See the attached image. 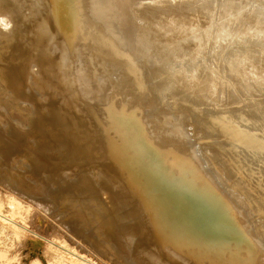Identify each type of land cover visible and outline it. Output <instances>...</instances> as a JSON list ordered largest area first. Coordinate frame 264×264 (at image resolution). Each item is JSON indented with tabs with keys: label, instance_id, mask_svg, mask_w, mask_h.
I'll return each instance as SVG.
<instances>
[{
	"label": "bare ground",
	"instance_id": "1",
	"mask_svg": "<svg viewBox=\"0 0 264 264\" xmlns=\"http://www.w3.org/2000/svg\"><path fill=\"white\" fill-rule=\"evenodd\" d=\"M16 3L21 6L24 34L33 52L24 63L33 68L26 79L24 67L12 65L4 79L18 86L23 83L37 116L34 126L41 123L62 138L55 141L52 130L50 146L25 147L30 152L24 160L27 169L31 167L32 180L16 181L23 188L22 194L17 193L19 198L11 193L0 196V249L26 233L38 237L17 219L27 212L22 201L26 195L48 200V205L55 203V198L49 199L56 186L47 189L45 182L35 179V167L51 162L58 167L63 163L64 177L59 183L68 182L57 194L64 201L55 205L67 202L93 213L106 235L116 239L112 255H123V264H264V242L256 233L264 234V228L258 219L252 224L253 217L264 216V206L257 200L260 195L255 198L262 193L253 197L250 215L208 169L198 150L199 139L185 133L184 127L189 126L183 125V114L173 113L167 103L171 94L174 100L205 105L202 109L195 106L193 115L184 106L191 114L189 121L194 125L205 122L210 133L204 138L219 139L215 144L223 152L220 155L239 156L236 168L243 165L258 173L263 167L261 176L251 169L246 174L242 168L238 171L242 178L250 176V183L258 177V183L264 181V133L254 135L251 123L246 127L255 119L253 115L264 123V0ZM242 24L247 25L245 43L236 34ZM214 53L219 54L217 58L226 56L227 66L236 62L228 76L209 64ZM235 55L238 65L236 58L230 60ZM34 88L42 89L45 98L40 97L42 90L34 92ZM235 95H241V100L231 101ZM248 111L253 112L251 120ZM113 116L123 119L122 123L128 120L129 132L107 133L105 126ZM6 139L10 144L3 140L1 158L17 167L15 157L23 149L19 143L12 144L13 138ZM210 145L202 149L212 150ZM218 158L213 157L216 163L221 161ZM72 163L81 165L80 170ZM86 163L93 168L85 167ZM252 164L259 167L254 169ZM73 169L78 177L70 182ZM252 175L258 177L252 180ZM262 187L254 189L264 191ZM44 239L50 264H99L60 239ZM97 255L116 264L104 253Z\"/></svg>",
	"mask_w": 264,
	"mask_h": 264
},
{
	"label": "rangeland",
	"instance_id": "2",
	"mask_svg": "<svg viewBox=\"0 0 264 264\" xmlns=\"http://www.w3.org/2000/svg\"><path fill=\"white\" fill-rule=\"evenodd\" d=\"M16 1H18V0H0V114H3V116H1V119H0V148L2 147V144L4 145L3 140H5V142L8 143V141H6L8 139H6V138H9V139L13 138L14 142H12V144L16 146L19 143L17 146H19V149H23V150H19L22 152H18L16 154L15 159L21 158L20 160H18V159L16 160V162L18 161L16 163L17 167H14L13 164L9 165L8 163H6L1 158V155H0V196L2 197V195L6 194V193H11V194H13V197H15V198L18 197L17 193L22 194V190H23V188L19 187L20 185L16 181L19 179L20 180L24 179V178H25L26 182L29 181L30 179L32 180V178L30 177V168L31 167H28L29 169H27L28 164H26V162H28V161L24 160L25 157L29 156L30 152H28L29 150L26 151L25 147H27V146H29V147L50 146L54 140L58 141L60 138H62L60 135L58 136V134L55 133L53 129H51V131L53 130L54 133H52V134H54V135H51V136L55 137V135H56V137H58V139L56 140V137L54 138V140H53V137L49 138L48 134L51 131H47L46 127L41 123L34 126V121H36L34 119H36L37 116L35 115L36 113L31 108V103L28 99V95H26V92L23 91L24 90L22 88L23 83L20 86H18L14 81H9V80L4 79V76H3L4 73L6 71H8V69L12 65H20V66L24 67L26 79H29V77L31 75V68H33V65L30 66L29 64L24 63V61L27 60V58L29 56H31L33 54V52L30 49V47L28 46L29 40L25 36V34H27V33L25 32L24 20H23L22 14L20 12L21 6L18 3H16ZM129 3H131V2H129ZM246 27H247L246 24H242L238 27V31L236 32V34L240 36L239 39H240V42H242V43H245V39L248 37L246 35V32H245ZM213 55H214V57H212L210 59L209 64H213L215 67H219L222 70V72H225V74L228 76L229 71L235 67L236 62L233 60L234 62L232 63V67L229 64H228V66H230V67H228L227 63L229 62V60L226 58V56H224L222 58H217L216 56L219 55L218 53H214ZM235 58L237 59V65H238V56L237 55L233 56V58H231L230 60L235 59ZM165 68L166 67H164L163 69H165ZM24 81L27 84V80L24 79ZM34 87H36V86H34ZM34 89H35L34 92L39 91V93L42 90V89L36 90V88H34ZM42 92H43V94H40V97H43V95H45V92L43 90L41 91V93ZM39 93H35L37 98H39L38 97ZM46 95H47V93H46ZM168 97H169V101L167 103H168L169 107L173 108L174 111L171 108L172 112L173 113L175 112L176 114H183V116H184L183 117V120H184L183 125H184V123H187L184 126H186V125L189 126V127H187V126L184 127V131L187 129V131H185V133H188L189 137L193 136L190 138H192L194 140H196L197 138L199 139L196 141L197 144L199 145L198 150H199V152H201L200 154L202 155L201 157H202V159H204V162L205 163L207 162L206 166L208 165V169L210 171L212 170L211 173L214 172V175H215V177H217V179H218V177H220L218 180L221 184H223L224 189L225 190L227 189L228 192L230 191V193L233 195V197L237 201H239V203L242 202V204L245 206L243 207L242 204H240V205L245 209L247 208L250 215L253 214V212H251L252 211L251 209H253V207H254V206L252 207L254 202L252 205H251V203H252V200L254 199L253 197L255 196V194L262 193V194L256 195L255 198L259 197V195H260V197L264 199V196H262V195H264L263 194L264 191L260 189L261 192H257L260 190L254 189V188H258V187L261 188L262 186H263L262 188L264 189V185H262V184H264V181L263 182H262V180L260 181L262 184L258 183L256 181V180H260V177H258V175L260 174V176H261L260 172H261V169H263V167L261 165L262 163L259 164V162H256L262 167L260 169V171L258 172L259 173L258 174L256 171L254 172V170L251 169V167H250L251 163L254 164L255 161L254 162L250 161L251 163L248 162L250 164L248 166V167H250L249 169L253 170L254 173L258 174L255 178H253L254 177L253 175L251 177L252 180L256 179L257 177L259 178V179L253 180V181H256L258 184H261V187L260 186L257 187L253 181H252L253 184H252V182L250 183V179H248V178H250V176L248 177L247 175L244 174L246 169H244L245 167L243 168L242 164H241L242 165L241 167H237L238 168V170H237L235 165H238L236 163L237 157L239 158V160L237 162L240 161L239 156H233V157L231 156L230 157V155L228 156L224 153L223 156L224 155L225 156L223 158L222 154L221 155L219 154L221 152V150H220L221 148L220 147L217 148V146H219V144L218 145L215 144V143H217V142H215V140L218 141L219 139H217V138L214 139L211 137L214 142L209 139L210 137L208 139H205L206 137H208L207 134L210 133V127L205 122H199L198 124L194 125L191 122L192 119H191V121H189L190 120L189 117H191V114L193 115L195 113V112H192V110H194V108L196 106V104H194L195 102L194 101L187 102L188 99L186 101H184L183 98H182L183 101L182 100H180V101L174 100V96L171 94ZM43 98H45V97H43ZM43 98H41V99H43ZM243 99H245V96H243ZM189 100H192V99H189ZM239 100H241V95H235V96L231 97V101H239ZM45 102H47V101H45ZM191 102H193V104H190ZM169 103L171 104V106ZM182 103H183V106H182ZM173 105H175V106H173ZM184 106L187 110L184 108ZM204 106L199 105V106H196V108L201 107V109H202V108H204ZM179 107H181L182 109ZM188 107H190L191 111ZM176 108L178 109L177 110L178 112L175 111ZM223 109L225 110V108H223ZM185 110H186V112H188V110H189V113H191V114L186 113ZM196 110H194V111H196ZM243 110L245 112H247V110H245V108H243ZM245 112H243V113H245ZM243 113H241V114H243ZM248 113H250L251 116L253 115L252 114L253 112L251 113L248 111ZM227 114L228 113H226V116H227ZM246 114L247 113H245L243 115L246 116ZM188 115H190V116H188ZM247 116H248V114H247ZM253 116L255 119H253ZM253 116L252 117L248 116V118L250 117L249 120H251V119H253V120L248 122L246 127L250 128L249 123H251V127H253L252 125H255L254 126L255 129L250 128L252 130L251 132L254 135L256 133L258 134L260 132L263 134L264 129L261 131V128H264L263 127L264 123L260 122L262 120L258 119L257 116H255V115H253ZM240 117H242V116H240ZM186 119H188V121H186ZM255 120H258V121L256 122ZM122 121H123V119H119V116L118 117L113 116L112 118H110V121H109L110 123L108 124V126H105L106 132L110 134L111 132L113 133V131H116L117 129L119 131H123L126 133L129 132L128 129L131 127V124L128 122V120H127V122H124V123H122ZM253 122H254V124H253ZM188 123H190V124H188ZM258 123H259L258 128L260 127V124L261 123L262 124H261V128H259L260 130L256 131V129H257L256 126ZM112 125H113V127H112ZM115 125H117V126H115ZM189 128H190V130H189ZM41 131L44 133L40 134ZM132 131L134 132L136 130L133 129ZM197 134H199V136L196 137ZM263 136H264V134H263ZM200 137H202V140L200 139ZM203 138L207 141L203 140ZM263 139H261V140H263ZM202 141H203V143L201 144ZM209 141H210V143H209ZM207 142H208V144H207ZM262 142H264V141H261V143ZM213 143L215 144V146L212 145ZM8 144H10V143H8ZM20 144H21V147H20ZM31 144L33 146H30ZM206 144L208 146L211 144L214 148H212V150H208V149H204V148L202 149V146H204V147L207 146ZM262 144H264V143H262ZM263 147H264V145H263ZM209 149H211V148H209ZM217 150H218V153H217ZM143 151H145V150H143ZM214 151H215V153H214ZM212 153L214 154V156ZM221 153H223V152H221ZM206 156L209 158L207 159ZM219 156H222V157L218 158ZM263 156H262V158H263ZM213 157H214V159L218 158L219 160H221V161H219L217 159L219 161V163L217 162L218 165L216 163V160L213 159ZM50 158L56 159L55 156H50ZM210 158H212L211 162H210ZM235 158H236V160H235ZM230 159H231V161H230ZM223 160H226V161H223ZM229 162H231V163L229 164ZM262 162H264V161H262ZM50 163H48L46 165L45 164H38L35 167V169H36L35 179L39 180V181L41 180L40 182H45L46 184L44 183V187L47 189L50 188V185H52V184H54L56 186V189L60 187V189L62 191L61 190L59 191V189H58V191H55L56 189L53 191H50V193H52L53 196L51 197L52 199L48 198L51 201H54L56 199L57 201L55 200V203H58L61 200L64 201V199L59 200L60 198H58L59 196L57 194H59V192L61 194L64 191V189H65L64 187L65 186L67 187L68 182L63 179V181L59 183V180L64 177V166H62L63 163H61L59 167L56 166L55 163L52 165ZM114 163H115V161H114ZM232 163H233V165H232ZM241 163L246 164V161H245V163H244V161L243 162L241 161ZM109 164L110 163L107 162V165H109ZM219 164L222 166H219ZM239 164H240V162H239ZM72 165H73L72 167H74L75 170H80L79 167L81 165H79V164L77 165L76 163L75 164L72 163ZM259 165H255V166L259 167ZM38 166H41L43 169L41 167H38ZM84 166L85 167L89 166V168L92 167V165L89 163L84 164ZM255 166L253 167L254 169H255ZM110 167H112V166L110 165ZM257 167H256V170L259 169ZM38 168L40 170L41 169L42 170L40 171ZM232 168H233V171H231ZM242 168L244 169V173H242V172L241 173L244 174L246 178L248 177L247 179L244 177V175H243L244 178H242V175L239 173L240 172L239 170L242 171ZM74 169H73V172L69 171L70 172L69 173V175H70L69 181L71 179L70 182H74V180H77V177H78L77 175L74 174V173H76V172H74L75 171ZM249 169L246 170L247 171L246 174L248 173ZM227 170H229V171H227ZM234 170H235V172H234ZM217 173L219 174L218 176H217ZM225 173L226 174L229 173V175H228L229 178L226 177L227 175L225 176ZM252 173H250V174H252ZM230 175H232V176L234 175V176L230 177ZM262 177H261V179H264V177L263 178ZM53 180H55V182H52ZM62 188H64V189H62ZM12 190L16 191V193H13ZM255 190H257V191H255ZM54 194H56V195H54ZM260 197L258 199L257 198L256 199L259 200L264 206V200H262ZM22 201L25 202L27 212H25V214L23 215L24 217L23 216H21L22 218L19 217L17 219V221H18V223L27 227L30 231H33L34 233L38 234V237H37V235L36 236L34 234L29 235V233H26L24 238H21V239L16 238L14 241L8 243L5 246V248H3L2 250L0 249L1 250V252H0V264H33L34 261H38L42 264H50L47 261L45 254H44L45 247H46V241L44 238H47L49 240H53L56 238L60 239L61 241L70 245L71 247H73L78 252L82 253L83 255H85L89 258H93L99 264H103V263L109 264L110 262H108V260H107V262L103 261V259L101 257L99 258L97 253L106 254V257L109 258V260L113 261V263H116V264H123L124 263L123 259L125 257L123 255H121V254L120 255H112L115 252V249L117 246L116 239H113L112 237H110V236L108 237V235H106L104 229H102L98 225L99 221L94 216V214L91 212H87V213L84 212V209H85L84 206L65 204V203H67V202H65L64 205L58 204V206H59L58 207L57 204L55 205L54 202H52L53 205L50 204L51 203V201H50L49 204L52 205L50 207V205H48V203H47L48 200L47 201L41 200L39 198H35V197L29 196V195H26V197H24L22 199ZM255 204H256V202H255ZM247 206H249L250 208ZM255 210H257V209H255ZM256 219L259 220L260 224L264 228V216L258 215L255 219L253 217L252 224H255ZM262 226L258 227V228L261 229ZM253 231H255V230L253 229ZM256 233H257V235H259L258 236L259 240L261 242H264V234H262L261 230L260 231L258 230ZM104 259H106V258L104 257Z\"/></svg>",
	"mask_w": 264,
	"mask_h": 264
}]
</instances>
